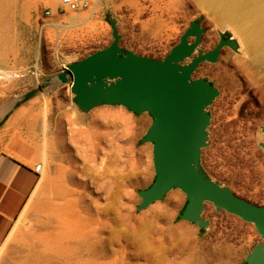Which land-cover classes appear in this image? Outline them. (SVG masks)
Masks as SVG:
<instances>
[{
    "label": "rangeland",
    "instance_id": "374dc122",
    "mask_svg": "<svg viewBox=\"0 0 264 264\" xmlns=\"http://www.w3.org/2000/svg\"><path fill=\"white\" fill-rule=\"evenodd\" d=\"M109 6L111 0H105L101 10L64 12L59 19L46 20L41 13L31 16L25 38L27 70L48 72L58 65V58L76 61L107 47L111 42L107 20L117 19L120 34L126 31L129 19L128 9L112 11L106 9ZM141 8L145 16L154 15V24L156 16L161 20L151 36H139L133 24L135 42H147L139 54L153 59L163 58L194 20L206 30L203 51L216 45L217 30L231 32L196 0H133V14ZM167 8L175 11L171 32L164 28ZM238 40L242 44L239 54L224 48L215 64H201L194 74L207 78L220 91L208 108L209 140L201 161L206 172L236 196L263 206L264 154L259 144L263 140L264 88L257 70L256 85L241 72L237 61L247 59L246 41ZM66 141L12 237L1 248L0 264H245L246 253L260 241L252 225L217 213L210 204L203 212L210 222L205 232L179 221L186 203L182 193H169L163 201L138 212L137 192L147 188L154 176L142 166L140 148L133 147L129 137H123L116 150H98L95 141L84 142L71 134ZM75 199L80 200L78 207L71 206ZM73 220L78 223L72 224ZM102 225L89 239L95 242V258L89 247L67 244L65 237L71 230L82 237ZM70 252L73 257L67 260Z\"/></svg>",
    "mask_w": 264,
    "mask_h": 264
},
{
    "label": "water",
    "instance_id": "95a60500",
    "mask_svg": "<svg viewBox=\"0 0 264 264\" xmlns=\"http://www.w3.org/2000/svg\"><path fill=\"white\" fill-rule=\"evenodd\" d=\"M117 24V19L109 20L111 42L107 47L71 61L55 73L58 84L68 88L83 114L103 106H117L135 115L150 116L142 142L151 145L154 179L137 192L138 212L178 190L186 198L179 221L205 232L210 222L203 212L210 204L215 212H225L252 225L260 241L246 253L244 262L264 264V205L236 196L213 179L201 161L209 140L208 108L220 91L194 74L201 64H215L224 48L239 54V40L227 29L217 30L216 45L203 51L200 47L204 30L194 20L163 58L153 59L123 50ZM260 132L263 140L259 147L264 154V122Z\"/></svg>",
    "mask_w": 264,
    "mask_h": 264
},
{
    "label": "crops",
    "instance_id": "0c3cea01",
    "mask_svg": "<svg viewBox=\"0 0 264 264\" xmlns=\"http://www.w3.org/2000/svg\"><path fill=\"white\" fill-rule=\"evenodd\" d=\"M60 1L0 0V250L12 237L48 170L58 161L59 151L67 146L69 134L84 142L95 141L98 150L120 149L122 138L129 137L133 147L140 148L142 166L153 172L151 145L142 142L151 121L148 114L135 115L117 106L83 114L68 88L60 86L55 78L59 65L48 72L25 67L29 19L47 10L59 19ZM88 1L91 10L104 8L105 0ZM107 8L129 10L127 29L120 33L121 46L137 54L144 51L147 42H135L133 24L139 36H151L157 21L161 22L158 16L154 24V15L145 16L143 8L133 14V0H111ZM165 22L164 28L171 32L175 26L172 8H167ZM37 164L42 165L44 173L33 171Z\"/></svg>",
    "mask_w": 264,
    "mask_h": 264
},
{
    "label": "bare ground",
    "instance_id": "6f19581e",
    "mask_svg": "<svg viewBox=\"0 0 264 264\" xmlns=\"http://www.w3.org/2000/svg\"><path fill=\"white\" fill-rule=\"evenodd\" d=\"M198 6L201 9H208L210 16L215 19L219 25L229 27L234 38L241 37L246 41V54L247 59L238 60L239 68L242 73L247 76L250 83L256 85L259 83L255 77V72L261 74L262 87L264 88V0H196ZM42 17L46 19V11L42 13ZM240 42V41H239ZM240 46L242 44L240 43ZM71 59L58 58L57 64L60 69L69 63ZM259 70V71H258ZM259 78V77H258ZM259 80V79H258ZM260 83V84H261ZM43 169V173H44ZM72 207H78L80 204L79 199L72 201ZM74 218V217H73ZM91 222L92 220L89 219ZM80 221V220H79ZM72 224L78 223L77 220H73ZM101 228H91L90 232L82 233V237L74 236V232L71 230L65 239L68 240V245L76 243L77 248L89 247L91 249V256L95 258V242H89L92 235L99 233ZM112 232V231H111ZM115 233V232H114ZM113 234V232H112ZM116 235V234H113ZM75 239V242L73 240ZM70 241V242H69ZM100 243V241L98 242ZM76 248V247H75ZM77 249V251L79 250ZM72 252L68 253L65 258L71 259ZM79 258V255L76 256ZM116 261V258L113 260Z\"/></svg>",
    "mask_w": 264,
    "mask_h": 264
},
{
    "label": "built area",
    "instance_id": "2783aa9c",
    "mask_svg": "<svg viewBox=\"0 0 264 264\" xmlns=\"http://www.w3.org/2000/svg\"><path fill=\"white\" fill-rule=\"evenodd\" d=\"M90 8V3L88 0H61L60 1V11L58 14L64 12H72L77 13L80 11H87ZM54 14L50 11H46V20H51ZM33 171L40 175L43 171V167L41 164H37L34 166Z\"/></svg>",
    "mask_w": 264,
    "mask_h": 264
},
{
    "label": "flooded vegetation",
    "instance_id": "af4514ba",
    "mask_svg": "<svg viewBox=\"0 0 264 264\" xmlns=\"http://www.w3.org/2000/svg\"><path fill=\"white\" fill-rule=\"evenodd\" d=\"M197 22H199V21H197ZM190 26V25H189ZM203 28V27H202ZM203 30H204V34L206 33V30L203 28ZM203 34V35H204ZM203 37V36H202ZM224 39H226L227 38V35H224V37H223ZM201 78H204L205 80H208L207 78H205V77H201ZM211 84H213V83H211Z\"/></svg>",
    "mask_w": 264,
    "mask_h": 264
},
{
    "label": "trees",
    "instance_id": "16d2710c",
    "mask_svg": "<svg viewBox=\"0 0 264 264\" xmlns=\"http://www.w3.org/2000/svg\"><path fill=\"white\" fill-rule=\"evenodd\" d=\"M110 19H108L107 21L109 22Z\"/></svg>",
    "mask_w": 264,
    "mask_h": 264
}]
</instances>
